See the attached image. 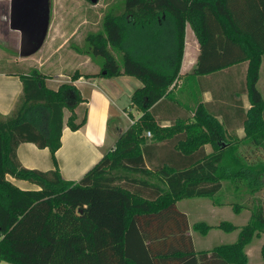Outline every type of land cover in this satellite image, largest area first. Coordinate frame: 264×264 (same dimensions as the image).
<instances>
[{"label":"trees","instance_id":"16d2710c","mask_svg":"<svg viewBox=\"0 0 264 264\" xmlns=\"http://www.w3.org/2000/svg\"><path fill=\"white\" fill-rule=\"evenodd\" d=\"M164 15L173 21L177 39L165 41L174 47L169 68L140 55L146 47L155 50L161 41H129L137 39L139 33L159 36L156 26ZM187 22L192 24L201 46L191 76L201 77L248 62L251 109L244 130L251 142L261 144L264 98L257 83L264 55V0H125L124 14L107 15L103 31L87 39L86 53L102 59L101 72H75L71 80L82 76L136 77L143 86L133 94L132 107L142 116L80 181L65 180L56 160L62 146L64 111L71 114L67 124L72 131L86 123V117L77 122L76 109L83 102L80 92L69 84L51 90L37 70L29 74L19 71L24 95L10 116L0 115L1 262L158 264L143 247L139 218L176 211V203L184 199L213 198L223 188V180L235 185L242 180L261 184L257 178L264 174V165H251L237 154L238 138L230 141L224 125L205 105H199L193 122L179 120L169 127H162L154 115V106L170 96V88L180 74ZM114 49L122 52L120 59L112 53ZM38 115L43 122L47 118L46 131L37 125ZM148 133L155 142L171 141L187 156L181 169H147ZM25 142L49 149L56 169L42 172L23 167L17 149ZM206 144L214 148L211 155L205 153ZM197 153L201 155L195 156ZM7 176L26 180L40 189L22 190ZM212 228L205 223L195 225V230L203 234ZM216 228L228 233L239 229L227 221ZM262 234L264 214L260 209L240 229L235 243L196 252L191 249L189 237L188 251H179L174 258L176 264H248L246 248ZM138 240L144 253L134 248Z\"/></svg>","mask_w":264,"mask_h":264},{"label":"crops","instance_id":"0c3cea01","mask_svg":"<svg viewBox=\"0 0 264 264\" xmlns=\"http://www.w3.org/2000/svg\"><path fill=\"white\" fill-rule=\"evenodd\" d=\"M168 19L164 15L156 26L159 36L152 37L146 32L139 33L137 39L135 37L129 40L161 41L157 48L154 47L155 50L146 47L142 52L140 51V55L152 60L162 68L171 66L174 52L173 45L167 44L165 41H177L173 21ZM200 54L199 39L192 24L187 22L185 51L180 74L170 88V96L154 106V115L162 127H169L179 120L193 122L199 105L203 104L208 112L224 125L226 136L230 141H235L237 138L241 140L246 136L243 135L245 134L244 122L251 109L247 87L248 62L213 74L193 77L191 74L198 63ZM7 64H9L8 66L13 65L10 60H7ZM36 70L41 73L38 69ZM20 73L16 70H0V115L3 117L12 114L24 95V83ZM80 73L81 75L98 74V71ZM62 77L61 74H56L53 79H46L47 88L58 91L61 85L68 83L76 87L83 99L76 109L77 122H80L84 117L87 118L83 127L72 131L67 124L71 114L67 110L64 111L62 146L56 152L57 165L62 177L67 181L78 182L115 148L119 137L129 129L135 120L142 116L140 111L132 107L131 99L143 84L136 77L127 75L113 78L82 76L76 81H72L70 77H68L70 81H65V79H61ZM226 77L231 79L230 83L233 88L229 87L226 81L225 83L221 82ZM257 87L264 98V55ZM224 93H229L230 95L226 94L229 97ZM37 119L38 124H36L46 131L48 125L47 128L43 127L44 122L41 116L38 115ZM148 138L150 140L145 150L147 169L155 172L162 167H172L174 170L183 167V160L187 156L177 151L171 141L155 142L151 140V137L148 136ZM204 148L206 155H211L214 152L211 144H206ZM199 155L201 154L197 153L195 156ZM17 156L26 169L42 172L56 169L50 150L40 149L34 143L20 144ZM7 179L25 191L40 189L37 185L26 180H18L12 176H7ZM222 193L221 189L213 198L184 199L176 203V211L139 218L138 227L144 236L143 247L150 258L158 260V264H176L174 257L177 253L179 251L187 252L189 249V237L193 251H210L214 248H198V245L200 239L203 244L205 241L202 239L207 238L211 233L219 235V231H223L216 226L227 221L240 227L229 220H219L222 213L226 214L224 212L226 210L225 203L218 200V196ZM181 202L182 205H180ZM204 205L207 206L206 209H203ZM192 207H196V210H192ZM231 210L236 215L241 214L233 206H231ZM198 223H205L208 226H214V228L203 234L195 230V225ZM236 231L237 239L231 244L238 240L240 228L233 232ZM134 248L138 252L144 253L139 240L135 243ZM0 264L9 263L0 261Z\"/></svg>","mask_w":264,"mask_h":264},{"label":"rangeland","instance_id":"374dc122","mask_svg":"<svg viewBox=\"0 0 264 264\" xmlns=\"http://www.w3.org/2000/svg\"><path fill=\"white\" fill-rule=\"evenodd\" d=\"M50 8V27L43 47L33 56L21 58L18 37L10 30L6 20L8 17L7 1L0 0V70H16L29 74L38 69L47 80L53 79L56 74H61L64 77L61 79L65 81H70L68 77L71 78L75 72L98 71L100 73L102 59L86 53L87 39L90 35L103 31L104 19L107 15L120 17L124 14L125 0H99L95 5L89 0H50ZM111 51L117 58L122 57L121 51L115 49ZM7 60H10L13 65L8 66ZM225 81L229 87L232 86L231 79L226 77L221 80L224 83ZM229 91L231 92V89ZM226 94L230 95L224 93ZM47 122L46 118L43 127L47 128ZM235 145L237 154L245 162L256 166L264 165V140L261 144H255L244 136L243 139H238ZM258 179L261 184L257 181L252 183L242 180L237 184L238 187L228 179L222 181L223 193L219 194L218 200L225 203L227 212L224 210L226 214L222 213L219 220H229L241 229L250 222L253 213L261 209L264 214V174ZM231 206L241 214H234ZM193 208L192 210H196V207ZM204 208L206 209L207 206L204 205ZM219 233V235L211 233L207 238L202 239L205 241L203 244L200 239L198 248H215L231 244L237 239L238 234L237 231L232 233L219 231ZM263 244L264 234L259 238H254L247 246L248 264H264Z\"/></svg>","mask_w":264,"mask_h":264},{"label":"water","instance_id":"95a60500","mask_svg":"<svg viewBox=\"0 0 264 264\" xmlns=\"http://www.w3.org/2000/svg\"><path fill=\"white\" fill-rule=\"evenodd\" d=\"M9 28L19 41V56L28 58L43 47L50 27V0H5ZM97 4L99 0H89Z\"/></svg>","mask_w":264,"mask_h":264},{"label":"built area","instance_id":"2783aa9c","mask_svg":"<svg viewBox=\"0 0 264 264\" xmlns=\"http://www.w3.org/2000/svg\"><path fill=\"white\" fill-rule=\"evenodd\" d=\"M148 136L150 137V136H151V134H150V133H148Z\"/></svg>","mask_w":264,"mask_h":264}]
</instances>
